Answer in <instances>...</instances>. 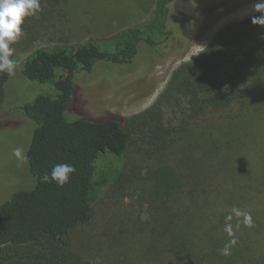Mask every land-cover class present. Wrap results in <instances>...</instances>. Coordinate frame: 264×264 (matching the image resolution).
<instances>
[{
    "label": "trees",
    "instance_id": "obj_1",
    "mask_svg": "<svg viewBox=\"0 0 264 264\" xmlns=\"http://www.w3.org/2000/svg\"><path fill=\"white\" fill-rule=\"evenodd\" d=\"M174 1L157 0L147 23L108 39L42 46L16 58L19 74L31 83L52 86L55 93L39 95L21 108L34 125L24 150L26 161L23 153L24 176L31 185L0 204V264H264V250L256 247H264L256 239L264 234V209L249 211L251 227L239 218L238 230L233 216L238 244L230 256H223L219 250L230 239L224 231L225 212L230 211H221L218 204H236L257 181L258 192L264 194V177L256 179L237 161L248 148L241 150L243 142L256 137L249 131H255L256 112L263 108L256 101L264 100V25L252 22L261 13L221 30L205 51L173 74L144 116L128 121L68 119L76 74H90L99 63L130 65L141 42L154 49L169 35L168 7ZM9 80L10 75L0 73V108L8 100ZM174 105L181 109L180 123L165 121ZM138 134L162 155L159 166L145 175L128 165ZM57 163L76 168L64 187L41 181ZM242 181L247 185L240 188ZM104 191L108 202L134 194L141 207L148 206L149 217L142 222L134 207L111 206L94 240L123 252L98 263L74 249L71 234L92 223Z\"/></svg>",
    "mask_w": 264,
    "mask_h": 264
},
{
    "label": "rangeland",
    "instance_id": "obj_2",
    "mask_svg": "<svg viewBox=\"0 0 264 264\" xmlns=\"http://www.w3.org/2000/svg\"><path fill=\"white\" fill-rule=\"evenodd\" d=\"M156 1L40 2L41 11L36 16L26 19L23 25L25 34L11 45L14 49L13 58L16 59L21 54L42 46H74L94 38L108 39L127 27L147 23L152 16ZM255 3L256 0H175L168 7L169 35L164 41L163 39L159 41L154 49H149L145 42H141L139 53L130 65L99 63L90 74L86 72L76 74L74 77L76 91L68 119L72 121L80 117L94 120L120 118L128 121L144 116L155 107L173 74L182 65L194 61L205 51L221 30L227 25L258 14L253 7ZM19 68L14 75H10L7 84L8 100L5 107L0 108V204L8 200L14 191L31 185L30 178L24 176L23 153L27 150L25 149L27 139L30 143L34 125L22 115L21 108L39 95L55 93V89L50 85L29 82L22 73L19 74ZM257 102L263 108L256 112L258 116L255 117V131L251 129L249 131L256 137L250 135L248 141L243 142L241 150L244 146L248 148L246 153H243V158L239 155L240 159L237 160L248 167L249 172L255 174L256 179L264 177V100ZM161 112L163 114V108ZM168 112L166 122L174 118L180 123V108L178 110L174 105V108L172 106ZM148 142L143 134L135 135L128 157L129 168H140L144 175L159 166L162 156L157 155ZM15 149H20V152L15 153ZM259 182L251 184L250 193L243 194L246 198L237 200V203L242 201V205L237 203V206L230 205L225 200L222 202L220 200L218 204L221 211L229 210L230 212H225L229 215L233 208L248 213L263 210L264 194L258 192L256 186ZM232 184L235 187L238 183L234 181ZM245 184L247 185L246 181L240 182V188ZM7 192H10L9 196ZM107 193L104 191L101 199L96 203L92 223L71 234L74 249L87 259L98 263L116 257L118 252H123L121 249H111L94 240V234L106 214L111 212V206L116 203L115 209L134 207L135 215L139 213L142 222L147 221L149 217L148 206L141 207V202L134 194L127 193L124 198H116L114 202H108ZM221 211L217 213L214 210L218 215L224 213ZM262 236L263 233H258L256 239L259 244L264 243ZM256 247L258 250H264L263 246Z\"/></svg>",
    "mask_w": 264,
    "mask_h": 264
},
{
    "label": "clouds",
    "instance_id": "obj_3",
    "mask_svg": "<svg viewBox=\"0 0 264 264\" xmlns=\"http://www.w3.org/2000/svg\"><path fill=\"white\" fill-rule=\"evenodd\" d=\"M254 10L261 13L260 16H254L252 22L254 24L264 25V0H256ZM41 11L40 0H0V73L14 75L18 67V61L13 58L14 49L11 47L25 33L23 25L27 18L34 17ZM15 153H19L20 149H15ZM76 173L74 165L69 163H57L53 165L50 174L45 173L41 177L43 183L55 182L59 187L69 184L72 176ZM235 216L238 222L235 229L240 228L239 218H243L242 222L245 227L252 226L251 214L233 208L232 212L225 217L224 231L230 237L228 243L219 250L223 256H230L231 249L238 244L235 237V231L231 221Z\"/></svg>",
    "mask_w": 264,
    "mask_h": 264
}]
</instances>
